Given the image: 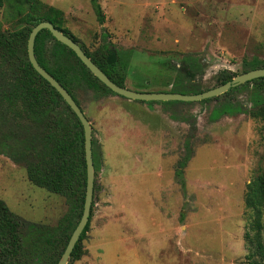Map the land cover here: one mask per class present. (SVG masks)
Listing matches in <instances>:
<instances>
[{"label": "rangeland", "instance_id": "rangeland-1", "mask_svg": "<svg viewBox=\"0 0 264 264\" xmlns=\"http://www.w3.org/2000/svg\"><path fill=\"white\" fill-rule=\"evenodd\" d=\"M97 1L103 23L92 0H5L0 38L26 59L27 40L14 33L28 15L57 8L80 45L119 50L125 87L140 92L193 94L219 86L222 70L237 76L248 62L264 65V0ZM12 68L0 62V81ZM77 98L92 125L97 185L85 254L71 264H248L254 211L246 195L264 176V77L206 102L130 100L87 87ZM18 115L0 113V199L20 217L56 227L72 201L31 184L22 161L7 156L22 160L26 147L12 135L4 140L9 130L42 133ZM188 152L182 185L176 169Z\"/></svg>", "mask_w": 264, "mask_h": 264}, {"label": "trees", "instance_id": "trees-1", "mask_svg": "<svg viewBox=\"0 0 264 264\" xmlns=\"http://www.w3.org/2000/svg\"><path fill=\"white\" fill-rule=\"evenodd\" d=\"M4 3L5 0H0V7ZM92 4L99 22L103 23L105 15L101 5L97 0H92ZM49 10L53 13L49 12L43 18L28 15L26 19L28 26L14 33L15 38L18 41L27 40L28 44L32 28L40 21L48 20L79 42L68 29L63 28L59 23L58 16L62 14V11L54 7H50ZM48 41H53L49 48ZM11 43L13 42L9 38H0V62L8 60L15 66L1 77V117L6 119L8 114L26 116L37 124L42 133L34 134L31 138H22V136L16 137L15 133L9 130L4 140L7 141L12 135V137L18 138L19 144H26V147L21 149L23 151L21 153L22 160L18 158L16 151H12V154L7 153V156L16 162L22 161L28 179L33 185L44 188L50 193L67 196L72 201V207L59 220L56 227H50L18 216L11 211L4 200L0 199V262L5 264H57L83 213L87 184L84 129L79 118L59 92L34 69L28 58V49L27 58L22 59L11 54L15 52ZM81 46L114 82L125 86L127 67L119 50L110 47L107 43L102 44L94 51L88 50L84 45ZM35 54L40 64L69 91L81 108L77 93L84 87L100 92L114 93L90 72L73 50L58 41L48 29H43L38 33L35 41ZM10 55H13L14 58ZM247 66H249V68L247 67V71H249L264 65L254 60L248 62ZM191 76L193 77V75ZM234 77L235 74L230 70H222L219 75V85ZM3 83L4 85H2ZM215 98L218 96L213 97V99ZM211 99L207 98L202 101L206 102ZM173 103L181 102L173 101ZM62 106L63 109H61ZM24 123L29 125L27 122H23V126ZM36 143L40 145L39 148ZM93 157L97 171L95 151H93ZM190 157L191 154L188 152L176 169V176L182 185H184L183 169L191 159ZM96 185L95 180V188ZM93 207L94 201L90 220L75 245L68 264L80 260L85 254L84 240L87 238L91 226ZM246 207L254 211L249 217L248 229L245 234L249 250L246 258L248 264H262L264 261L263 175L259 176L250 186L246 195ZM25 229L27 231L23 233Z\"/></svg>", "mask_w": 264, "mask_h": 264}, {"label": "water", "instance_id": "water-1", "mask_svg": "<svg viewBox=\"0 0 264 264\" xmlns=\"http://www.w3.org/2000/svg\"><path fill=\"white\" fill-rule=\"evenodd\" d=\"M48 29L52 35L61 43L65 44L71 50H73L76 56L85 64V66L90 70V72L97 77L103 84H105L114 93L131 99L140 101H201L207 98L216 97L227 92L229 89L244 84L246 82L264 77V67L252 69L243 72L240 75L235 76L232 80L219 85L217 87L193 94H184L178 92H140L135 91L125 86H121L114 82L93 60L89 57L83 50L80 43L76 42L72 37L65 34L62 30L57 28L52 22L48 20L40 21L31 30L28 38V58L34 69L47 80L52 87H54L59 94L62 96L64 101L69 105L71 110L79 118L83 129H84V146H85V158L87 165V184H86V194L83 207L82 216L72 232L68 244L63 252V255L57 264H68L70 256L74 250L75 245L82 232L84 231L86 225L90 220L92 204L94 200L95 191V165L93 157V135H92V125L82 108L69 93V91L52 75L50 74L38 61L35 54V41L38 33L43 30ZM0 264H5L0 262Z\"/></svg>", "mask_w": 264, "mask_h": 264}, {"label": "crops", "instance_id": "crops-1", "mask_svg": "<svg viewBox=\"0 0 264 264\" xmlns=\"http://www.w3.org/2000/svg\"><path fill=\"white\" fill-rule=\"evenodd\" d=\"M120 96V95H119ZM120 97H122V96H120ZM125 98V97H124ZM126 99H128V98H126ZM131 100V99H130ZM138 101H140V100H138ZM25 169V168H24ZM26 170V169H25ZM26 176H27V172H26ZM27 179H28V176H27ZM28 181L31 183V181L28 179ZM32 184V183H31Z\"/></svg>", "mask_w": 264, "mask_h": 264}]
</instances>
